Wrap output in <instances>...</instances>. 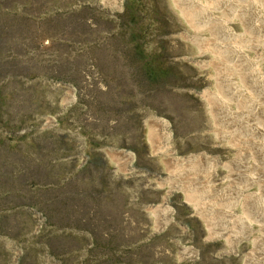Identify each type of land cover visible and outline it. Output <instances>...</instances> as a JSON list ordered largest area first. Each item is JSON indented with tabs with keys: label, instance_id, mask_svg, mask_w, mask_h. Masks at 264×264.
<instances>
[{
	"label": "rangeland",
	"instance_id": "1",
	"mask_svg": "<svg viewBox=\"0 0 264 264\" xmlns=\"http://www.w3.org/2000/svg\"><path fill=\"white\" fill-rule=\"evenodd\" d=\"M174 1L0 0V264H264L263 217L225 226L222 56Z\"/></svg>",
	"mask_w": 264,
	"mask_h": 264
},
{
	"label": "bare ground",
	"instance_id": "2",
	"mask_svg": "<svg viewBox=\"0 0 264 264\" xmlns=\"http://www.w3.org/2000/svg\"><path fill=\"white\" fill-rule=\"evenodd\" d=\"M114 4L118 6V0ZM182 6L192 12L189 19L197 30L193 28L194 39L206 43L211 54L222 56L218 57L221 58L222 68L217 73L215 83L219 91L208 95L214 97V102L210 99L222 116L223 121L220 122L225 121L232 133H240L239 141L236 142L239 143L238 146H242L239 148L245 154L244 161L234 162L238 167L235 176L241 178L245 186H237L233 191L237 198H245L243 214L224 212L227 215L225 226L230 228L237 220L245 232L244 237L251 236L253 223L248 215L264 218L263 197L258 192H248L250 185L260 186L264 183L261 175H253L260 165H264V0H182ZM235 21L239 24L240 31L233 26ZM202 33H206V36H202ZM160 123L166 126L163 120ZM166 135L168 138V133ZM234 139L232 138L233 141ZM191 160L192 157H188L181 161ZM251 160L255 162H250ZM257 244L264 253V238Z\"/></svg>",
	"mask_w": 264,
	"mask_h": 264
}]
</instances>
